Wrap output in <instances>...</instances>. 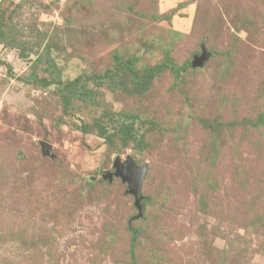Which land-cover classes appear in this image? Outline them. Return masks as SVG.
<instances>
[{"label": "rangeland", "instance_id": "obj_1", "mask_svg": "<svg viewBox=\"0 0 264 264\" xmlns=\"http://www.w3.org/2000/svg\"><path fill=\"white\" fill-rule=\"evenodd\" d=\"M0 264H264V0H0Z\"/></svg>", "mask_w": 264, "mask_h": 264}, {"label": "water", "instance_id": "obj_2", "mask_svg": "<svg viewBox=\"0 0 264 264\" xmlns=\"http://www.w3.org/2000/svg\"><path fill=\"white\" fill-rule=\"evenodd\" d=\"M203 54L204 53H202L201 56L194 57L192 65L200 64L201 60L204 58ZM39 144L42 147V151L44 153H50L49 144L44 141H40ZM113 167L114 172L112 174L118 176L121 181L127 183V192L134 196V205L138 209V215H141L143 205L140 203L142 198L140 190L146 171V166L137 165L130 156H126L123 160H120L119 157H116L113 162ZM103 177L111 179V173L104 172Z\"/></svg>", "mask_w": 264, "mask_h": 264}, {"label": "trees", "instance_id": "obj_3", "mask_svg": "<svg viewBox=\"0 0 264 264\" xmlns=\"http://www.w3.org/2000/svg\"><path fill=\"white\" fill-rule=\"evenodd\" d=\"M21 53H25V50H21ZM46 62L48 63L47 64V67L46 69L49 70V77H51V79H49V77H43L41 79H39L40 81H46V83H50V82H58V79L56 81L55 79V75H53V66H55V63H52L49 59H46ZM189 65V62H185V63H182L180 66H174L175 70H184L187 66ZM164 66H168L166 62L164 63H161L159 65H157L156 67L152 68V69H146L145 72H144V75H143V78H142V82L145 78L149 77V73L153 72V71H156V72H159L163 69ZM96 76V75H95ZM98 78H100V76H96ZM86 80H91L93 78V76L89 75L87 77H85ZM81 78V75H78L74 78H72L70 81L66 82V85H64L65 87L63 88L64 89V94H63V102H64V107H68L70 105V102H71V98H76L77 95L79 96V93L80 91H75V87H77L79 85V82H83L85 81V79H82ZM146 84V83H145ZM83 88V87H82ZM78 93V94H77ZM84 93L88 94L89 92L88 91H85ZM128 116H133L134 117V114H130ZM131 125H133V123H125V124H120L118 125V130L126 137H132L133 135V132L131 131ZM95 127L97 128V132L99 135L105 137V138H108L109 135L107 134L106 132V127H105V124L103 123H96L95 124ZM135 137V135H133ZM136 238V229L133 228L132 229V243H134V240Z\"/></svg>", "mask_w": 264, "mask_h": 264}]
</instances>
